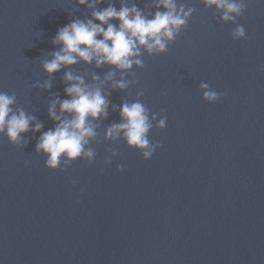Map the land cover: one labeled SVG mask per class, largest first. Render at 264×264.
<instances>
[{"label":"water","instance_id":"water-1","mask_svg":"<svg viewBox=\"0 0 264 264\" xmlns=\"http://www.w3.org/2000/svg\"><path fill=\"white\" fill-rule=\"evenodd\" d=\"M122 2L144 9L151 0L98 7ZM178 3L194 12L175 42L164 54L143 53L144 67L127 77L138 83L102 90L109 115L96 121L93 165L78 159L52 171L35 152L40 133L24 134V147L0 136V264H264V0H246L238 23L247 40H233L235 25L201 0ZM90 18L76 0H0V91L14 93L13 108L34 115L43 131L54 127L53 94L68 98L65 72L91 84L93 74L116 71L78 61L49 77L42 67L59 50L57 30ZM48 80L49 90L36 87ZM201 82L221 98L204 101ZM136 100L150 117H167L163 130L149 132L161 145L149 160L122 138H104L121 122L112 105Z\"/></svg>","mask_w":264,"mask_h":264},{"label":"clouds","instance_id":"clouds-1","mask_svg":"<svg viewBox=\"0 0 264 264\" xmlns=\"http://www.w3.org/2000/svg\"><path fill=\"white\" fill-rule=\"evenodd\" d=\"M76 2L91 9V18L73 19L57 30L52 43L60 47L58 51L49 53L52 57L50 60L42 62L44 71L51 77L62 67L78 61L87 64L94 62L97 68L105 64L114 67L120 72V78L115 79L116 71H109L103 79L93 74V83L89 84L82 76L65 72L63 80L67 86L64 92L68 98L60 99L53 94L48 117L54 122V127L47 131H43V123L34 115L27 114L22 108H13L16 103L14 93L10 95L0 91V136L6 137L9 143L17 147H24L28 144L24 134L40 133L35 152L46 157L45 167L52 171L63 172L78 159L86 161L89 166L93 165L96 153L89 144L97 136L96 129L100 125L96 121L106 120L109 115L108 93L102 91L105 85L110 82L113 90L124 91L131 84L138 83L136 79L129 80L127 77L134 75L133 66L139 69L144 67L141 59L143 53L149 56L164 54L182 30L187 28L194 12V8L178 3V0H151L144 9L138 8L135 3L129 6L124 2L119 9L113 3L99 8L106 0ZM201 3L219 12L222 22L235 25L231 32L233 40H247L245 27L238 23L246 9V0H201ZM151 8L157 10L146 14L145 10ZM161 8L164 10L160 11ZM260 70L264 71V65L260 66ZM36 87L49 90L51 82L37 83ZM199 88L202 99L208 103H215L221 98L222 94L206 82H201ZM144 94V91L137 93L138 96ZM112 110L119 111L121 122L105 129V140L122 138L128 147L139 151L144 160H149L161 147L159 142H150L148 136L154 126L160 130L165 128L167 117L162 115L163 110L152 113L150 117L149 110L140 100L132 103L123 101L118 108L112 105ZM109 151L110 157L118 155L114 149ZM110 163L111 158L105 160V164ZM25 166H28L27 161ZM117 171L123 172L124 166L118 165ZM70 183L75 187L77 181Z\"/></svg>","mask_w":264,"mask_h":264}]
</instances>
